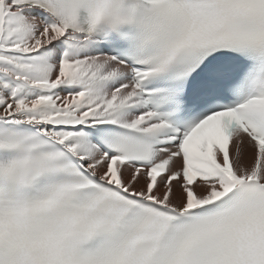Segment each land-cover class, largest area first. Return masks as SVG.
I'll list each match as a JSON object with an SVG mask.
<instances>
[{"label": "snow or ice", "instance_id": "obj_1", "mask_svg": "<svg viewBox=\"0 0 264 264\" xmlns=\"http://www.w3.org/2000/svg\"><path fill=\"white\" fill-rule=\"evenodd\" d=\"M0 264H264V0H0Z\"/></svg>", "mask_w": 264, "mask_h": 264}]
</instances>
